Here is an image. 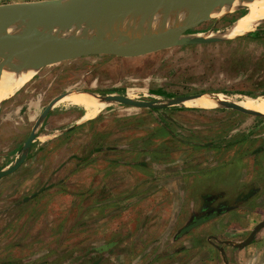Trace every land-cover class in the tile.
<instances>
[{
	"label": "rangeland",
	"instance_id": "1",
	"mask_svg": "<svg viewBox=\"0 0 264 264\" xmlns=\"http://www.w3.org/2000/svg\"><path fill=\"white\" fill-rule=\"evenodd\" d=\"M249 12L246 6L190 34L227 35ZM251 32L138 58L96 55L50 65L9 96L0 116L6 113L9 131L25 136L2 139L0 169L11 168L22 156L37 118L65 93L90 91L161 107L113 103L93 121L41 131L49 138L36 140L26 162L0 180V264H170L179 257L166 243L172 235L168 222H188L213 201L218 210H228L235 228L224 234L204 226L210 245L203 258L217 264L219 248L245 242L248 234L235 235L240 227L264 221V137L244 142L254 119L239 111L169 102L201 94L223 95L228 102L264 95V40H253ZM23 90L27 97L16 103L13 97ZM31 106L32 123L24 124L23 112ZM216 176L222 178L217 194L211 191ZM142 221L155 227L138 228ZM150 233L159 234L155 243ZM140 254L150 257L137 261ZM247 256L242 264H264V228L252 258L250 251ZM181 258L183 264L194 262ZM239 259L231 256L230 263L240 264Z\"/></svg>",
	"mask_w": 264,
	"mask_h": 264
},
{
	"label": "water",
	"instance_id": "2",
	"mask_svg": "<svg viewBox=\"0 0 264 264\" xmlns=\"http://www.w3.org/2000/svg\"><path fill=\"white\" fill-rule=\"evenodd\" d=\"M254 0H52L0 6V79L4 73L19 77L42 68L88 56L113 55L138 58L163 50L185 46H201L236 39L227 35H194L190 32L203 24L226 18ZM90 18L127 22L134 30L121 39H107L91 30ZM150 28L139 40L138 32ZM238 38V37H237ZM84 92V91H82ZM80 93V92H79ZM56 98L44 111L22 156L7 171H0V180L15 173L25 162L38 138L36 130L62 98ZM206 94L177 98L170 106L185 104ZM107 104L119 103L141 109L160 108L156 102L134 101L127 97H102ZM1 102L0 107L5 103ZM219 105L250 116H264L243 108L235 102L221 101ZM264 228L256 226L245 245L254 240Z\"/></svg>",
	"mask_w": 264,
	"mask_h": 264
},
{
	"label": "crops",
	"instance_id": "3",
	"mask_svg": "<svg viewBox=\"0 0 264 264\" xmlns=\"http://www.w3.org/2000/svg\"><path fill=\"white\" fill-rule=\"evenodd\" d=\"M43 1H52V0H0V6L10 5V4H22V3H37V2H43ZM252 32H257L260 35L257 38L252 37L253 40H256V39L264 40V29L261 28V26H259L257 29H255ZM4 88L6 89L7 87H4ZM17 90H16V92H17ZM75 93H79V91H71V92L65 93V94H67V96H65L61 100L64 101V99H66V98L68 99L69 96H71L72 94H75ZM14 94H12V95H14ZM12 95H9V96H12ZM27 95H28V91L23 90L22 92H18L16 94V96H14L13 98L16 97L17 99L15 101H16V103H19V101H23L27 97ZM61 100L58 101L53 106L51 112L48 114V116L43 120V122L38 127V129H40V130L37 132L38 138L36 140H38V139L40 140V139H43L45 137L48 139L49 138V133H47L48 130H53L55 128L59 129V127H61V128L63 127L64 130L71 129L68 125L72 126V125H77L78 123L79 124L80 123H87V122L93 121L97 118L96 117V118L91 119V120H85L82 118V117H84V114H85V112L82 109L74 108V107L67 108V107L61 106V103L63 102ZM102 101L105 104L104 100H102ZM5 103H7V101ZM27 103L28 102H26L24 105H26ZM11 105H13V104H11V103L7 104L6 107L11 106ZM58 105H60L61 107H58ZM109 105L110 104H107V107ZM107 107H106V109H107ZM22 109H23V107L21 109H19L20 113L22 112ZM29 110H33V106L29 107V109L27 108L26 112H23V114L26 116L25 117L26 119L23 121L24 124L25 123H29V124L32 123L30 120L31 114H29V112H30ZM34 110H37V109L35 108ZM43 113L37 118L35 126H36L37 122L40 120ZM32 114H33V111H32ZM248 116H250V115H248ZM6 118H8V115L6 113H5V116H4V114H2L0 116V147H2L1 146L2 145V139H4V137H8L11 135L25 136V132L23 133V131H19V130L18 131H12V130L9 131L7 126H10V122H9V119L7 120ZM252 119H254V120H252L253 125H252V128H249L247 130L249 137L246 138V140H248V141H244L245 143H251V142L253 143L254 141H257V140L262 141V137H264V116H252ZM256 119H259V120L256 121ZM1 120H3V121L1 122ZM253 121H255V124ZM41 131H47V132L41 133ZM31 134H30V136H31ZM30 136H29V138H30ZM29 138H27L25 142H27ZM238 142H241V141H238ZM234 143H237V142L234 141ZM25 144H24V146H25ZM253 150L254 149L252 148V156L257 155L256 153L254 154L255 151H253ZM207 165L209 166V164H207ZM9 166L10 165L6 166L3 169H0V171L8 169ZM220 174H221V172L218 173V175H220ZM203 177H206L205 178V180H207L206 183L209 184L210 183L209 182L210 181V173H208V171H207V174L204 175ZM216 177L217 178L214 181H212V178H211V185H212L211 191L213 193L215 191V194H217V192H218L217 186L219 185V182L222 181L221 176L220 177L216 176ZM221 187H223V183L220 185V188ZM223 192H224L223 189H220V191H219L220 197H223ZM176 193H177V195H179V192H176ZM210 195H212V193L211 194L210 193L204 194V196H206V197L207 196L210 197ZM232 195H234V194H232ZM215 197H217V195H215ZM207 200L211 201L209 198ZM213 206H214V201L212 204L211 203H205V205H204L205 208H203V209L200 208L196 212V214L193 216L192 220H190L188 222L182 221L181 219L168 222V228L170 230H172V235H170L169 241L166 243H168L169 247H175L176 248L175 249V251H177L176 256L179 257V258H177V260L172 261L170 264H183V262L181 261V259H182L181 257L193 258L192 261H194V262L192 264H214V260L210 261L209 258H203V255H207L206 249H209L210 241L206 238V236H203L204 232L201 229L204 226H208L209 229H214L217 232H222L224 234H227V233L233 232L235 227L232 228V222H231L232 220L227 216L226 212H228V210H226V209L218 210V208H216V206H214V207ZM192 210H193V208H192ZM252 214H255V213L253 212ZM137 227L144 230V229H147L150 227H155V226L150 221H142V222L137 223ZM253 227L255 229L256 225L251 226V223H248V224L240 227L241 230L237 231V233L235 235H239V237H240L241 235L248 234V238L245 240V242H242V241L232 242V241H230L227 243L229 245V247L219 248V250H217L216 263L217 264H231L230 263V257L239 255L240 259L237 260V262L242 264L243 255H245V260L247 262V260H248L247 255H249V251H250V258H252L251 257L252 246L255 243V240L257 239L258 235L261 232V230H260L255 235L254 240L252 241L251 244L245 245L247 240L249 239V237L251 236V234L253 232L252 231ZM174 230H176V231H174ZM150 235H151V237L148 239H150V240L152 239L151 241H154L153 243H155V241L159 238V234L150 233ZM159 244H161V243L159 242ZM200 255H201V258H200ZM240 255H242V256H240ZM126 256L131 257L132 255L128 254ZM149 257L150 256H145V254H140L135 258L137 261H144L145 259H149ZM157 260H159V259H157Z\"/></svg>",
	"mask_w": 264,
	"mask_h": 264
},
{
	"label": "bare ground",
	"instance_id": "4",
	"mask_svg": "<svg viewBox=\"0 0 264 264\" xmlns=\"http://www.w3.org/2000/svg\"><path fill=\"white\" fill-rule=\"evenodd\" d=\"M246 6L248 9H250V12L246 17L240 18L234 23L233 30L229 33V35L232 37L237 38L243 36L247 34V32L253 31L264 24V0H254L251 3H247ZM86 24L91 30L96 31L107 39H121L125 36H128L135 28L133 25L127 22H117L116 20L112 19L103 20L99 18H90L86 21ZM148 30H150V28L146 27L144 30L138 32L134 37V40H139L141 36H143V34H145V32ZM208 35L209 34L207 33V36ZM44 63L45 62H43L35 71L28 74H23L19 77L9 73H4L0 79V103L4 102L9 95L14 94L17 89L21 88L27 82L32 80L42 68ZM4 87L7 88L5 89ZM226 100L230 99L225 98L223 95H206L189 103L194 102V104L198 107L213 109L216 108L221 101ZM232 102H235L248 110L264 114V95H259L256 97L244 96L241 100H232ZM61 106L67 108H80L85 112L84 117L82 118L85 120H91L103 113L107 107V104L103 103L98 94L90 91H84L72 94L68 97V99H64V101L61 103ZM61 106L58 105V107ZM45 139L47 140L46 137Z\"/></svg>",
	"mask_w": 264,
	"mask_h": 264
},
{
	"label": "trees",
	"instance_id": "5",
	"mask_svg": "<svg viewBox=\"0 0 264 264\" xmlns=\"http://www.w3.org/2000/svg\"><path fill=\"white\" fill-rule=\"evenodd\" d=\"M249 36L250 37H253V38H257V37H259L260 35L257 33V32H251V33H249ZM99 95L101 94V93H98ZM156 95H161V94H156ZM164 95V94H163ZM162 96V95H161Z\"/></svg>",
	"mask_w": 264,
	"mask_h": 264
}]
</instances>
